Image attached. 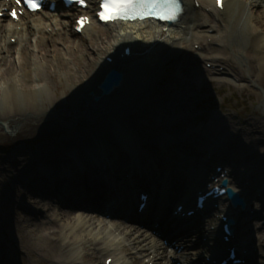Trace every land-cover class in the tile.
Here are the masks:
<instances>
[{
  "label": "bare ground",
  "instance_id": "1",
  "mask_svg": "<svg viewBox=\"0 0 264 264\" xmlns=\"http://www.w3.org/2000/svg\"><path fill=\"white\" fill-rule=\"evenodd\" d=\"M197 3H200L199 8ZM96 6L97 0H91L85 10L72 7L56 12L49 9L36 13L24 11L17 22L8 12V8L18 7L16 1L0 0V14H3L0 16V101L5 106L0 112V139L15 136L23 127L30 125L26 123V113L15 103L17 97L22 96L25 100L26 112L37 115L40 120H48L50 110L56 108L55 99L50 100L49 107L36 108L34 97L38 92L50 93L49 100L53 95L51 84L56 78L64 77L69 84L81 83L75 88L76 95L69 104L77 103L81 98L87 99L88 91L97 90L104 77L105 57L114 56L125 46L134 47L138 55L132 75L142 69L139 77L136 74L140 81L133 85L132 95L123 101L127 102L125 105L118 103L107 110L106 116L95 117L99 119L93 129L98 136L105 138L107 128H103L101 123L108 117L114 130L129 128L132 131L138 139L135 144L139 153L157 163V167L143 169L145 177L155 180L152 189H147L154 199L140 216L134 210L135 196L128 199L132 196V189L130 195L122 189L116 191L117 184L125 185L131 179H120L114 183V196L121 195L117 199L112 193H103V190H92L94 193H88L91 197L83 199L82 191L88 184L81 188V177L88 178L93 188L102 186L97 183L94 173H83L76 166L66 167L67 159L63 155L48 156L46 163L61 165L58 164L55 170L53 167L45 169L42 173L37 171L39 169L22 168L18 175L26 179L17 180V177L15 186L5 185L0 192V249L5 252L2 264H15L14 255L22 249H27L30 254L36 253V261L48 264H86L89 257H96L94 264H106L109 257L112 259L108 264H146L145 260L153 264H178V261L181 264H216L223 248L232 249L238 244L245 264H264V219L261 218L264 210L263 1L224 0L223 8H220L217 0H185V12L176 23H161L152 19L107 22L102 31L96 30L93 20L83 31L90 37L88 44L75 41L71 38L78 33V24L74 26L75 18L93 15ZM229 40H240L243 45L229 47ZM216 43L219 44L215 46ZM173 55H178V59L172 58ZM160 60L164 65H159ZM204 61L211 62V67L202 66ZM194 76L196 80L192 83L194 85L199 81V91L208 82L213 86L218 84L221 89L227 84L243 90L251 88L257 96L253 101L259 103L256 115L243 120L230 114L224 118L217 112L211 113L209 117L213 120L209 124L192 130L190 125L204 116L196 112L198 104L190 107L195 94L187 82ZM224 76L233 78L235 84L223 79ZM131 85L132 81L108 97L122 98L121 92ZM193 90L198 91L195 87ZM252 95H249L251 99ZM185 97L187 99L183 101ZM168 101L170 103L166 105ZM246 101L247 98L242 100L243 103ZM140 111L143 113L139 114ZM165 121L169 129L162 134L155 127L162 128L161 124ZM188 125L189 128L181 131V126ZM173 131H176V136L171 134ZM132 133L130 136H134ZM149 134L153 137L157 135V138L151 140ZM176 137L180 138L175 146L164 147L155 143V140L168 142ZM224 139L229 142H224ZM62 142L68 143L65 139ZM234 148L242 151L244 159L235 157ZM178 149L184 153L177 157H201L204 160L197 181L194 180L196 177L183 179L189 177V172L185 171L189 163L179 173L173 171L172 164L168 172L161 170L155 173L161 169L162 161L173 158L171 152ZM202 149L206 150L203 155L206 158L200 156ZM213 151L219 152L217 158L226 160L223 161L226 165L222 172L227 170L228 185L244 196L247 207L236 208L223 196L217 200L219 208L205 210L203 220L200 212L193 217L168 219L170 209L174 210L182 203V198L191 196L198 186L206 192L222 182V172H211L216 157L211 160L207 154ZM242 161L252 165V170L246 171L245 175L239 169ZM182 162L187 164L186 160ZM122 169L119 167L117 178H122ZM138 174L136 172L134 176ZM45 176L48 180L54 179L53 186ZM70 185L73 189L71 197H59L58 188ZM48 188L56 193L57 200L44 202L39 197V193ZM95 193L106 199L105 202L96 201ZM125 196L126 201H122ZM28 197L33 199L34 204H41L43 209L27 211L24 202ZM67 198L76 201L74 206L64 201ZM226 215L235 221L236 240H222V235H227L222 226L228 220L221 217ZM213 226L216 229H212ZM191 245L199 247L188 250ZM168 247L174 248L172 254L177 261L172 260ZM102 254H107L103 261L100 259ZM137 255H141L144 261Z\"/></svg>",
  "mask_w": 264,
  "mask_h": 264
},
{
  "label": "rangeland",
  "instance_id": "2",
  "mask_svg": "<svg viewBox=\"0 0 264 264\" xmlns=\"http://www.w3.org/2000/svg\"><path fill=\"white\" fill-rule=\"evenodd\" d=\"M197 7L198 8L200 7V3H197ZM9 16H10V13H9ZM76 19L77 18H75L74 26H76V23H77ZM17 22H18V20H17ZM95 28H96V30L104 31L106 27L104 24H98L97 22H95ZM71 38L77 42H84V44H88V42L90 41L89 35L85 34V33H81V34L75 33ZM225 43H227V42H225ZM218 44L216 43L215 46H217ZM227 44L229 47L231 46L233 48L243 45L242 41H240V40H229V43H227ZM195 47L197 48L198 45L196 44ZM163 58L165 60L167 57L166 58L163 57ZM172 58L177 60L178 55H173ZM167 60H169V58H167ZM159 65L160 66L164 65L163 60H160ZM201 65L211 67L212 63L204 61L201 63ZM158 71H159V69H158ZM179 73H180V70L177 71V74H179ZM194 78H195V76L193 77V79H191L190 82H187V86L195 94V97L193 99V103H192V105H190V107L193 106V104H198V108H197L196 112H198L199 114H204V116H203V118H198L195 122L192 123V125H190L192 130H197V129L199 130V129H201V127L203 125L209 124L210 121L213 120V119H211V117H209V115H212L211 113L217 112L220 115H222V117H224V118L228 114H230L236 118L242 117L243 120H246L249 117L256 115V111H257V107L259 106V103L256 100L253 101V99L257 96L255 93L252 92L251 88H247V89L243 90L241 87H237L235 85L227 84V85L223 86L221 89V87L218 84L213 86V84L208 82L207 86L204 87V89L202 91L201 90L199 91V89H198V91H195V90H193V87L196 88V85H195V83H194V85L192 83V81L195 82V80H196ZM222 78L225 79L226 81H229L230 84L232 82H233V84H235L234 79L231 77L224 76ZM80 84H81L80 82H77L76 84H69L67 82V80L64 79V77L63 78L58 77L54 80V83L51 84L52 85L51 86L52 87L51 92L53 93V95L51 98H49V100H47V99H48V96L50 93L46 94L45 91L38 92L37 96L34 97V99L36 100V101L34 100V102L37 103V104H35L36 108L42 109L45 106L49 107L50 100L55 99L56 108H55V110H50L51 114L50 113L48 114L49 115L48 120H44V118L42 120H40V118H38L37 115H33L30 112H26V110H25L26 103H25V100L23 99V97L20 96V97L16 98V100H15L16 105L18 106V108L21 111H24L26 113V116L28 119L26 123L30 124V125L23 127L20 130V132L18 134H16L15 136L13 134L10 137H5V138L0 139V192L4 189L5 185L15 186L17 184V181H16L17 177L19 178L17 180L26 179V177H24V176L20 177V175H18L19 170L22 168L25 169L27 167V170L32 169L33 171H36V169H39L37 171H41V173L43 170L48 169L50 167H53V170H55V168H58L57 166L59 163H57L56 165L53 162L52 163H46L45 158L48 156H58V150H57L56 143L59 144V138H65L66 137L65 134H68L67 128L70 125H71V128H75V125L80 124L83 120H90V121H92L93 119L96 120L94 118L95 116L91 117V118L89 117V114H87L88 109L86 107H84V104L79 107V110H76V112L71 113L72 109L75 107H73L72 105L68 106V104H69V102H71L74 99V97L76 95V89L75 88L78 87ZM72 86L74 88H72ZM199 86L200 85H198V87ZM174 87H176V85H174ZM250 94H253L252 99L249 97ZM154 95L155 94H153V96ZM245 98H247L248 101L243 103L242 100ZM112 102H115V101H112ZM168 103H170V102L168 101L166 103V105ZM4 107H5L4 104L0 101V112L4 110ZM164 108L166 110L168 109V107H165V106H164ZM170 108H171V106H170ZM158 112H160V110H158ZM138 113L141 114L143 112L140 111ZM152 114H154V113L152 112ZM164 114H167V113H164ZM242 118H240V119H242ZM104 121H107V119H105ZM139 121H140V119H139ZM142 121L144 122V119H142ZM103 123H104V125H108L107 122H103ZM166 123H167V121H165L164 123L161 124L162 128H158L157 126L155 128H157L158 131H160L162 134H165L169 129L165 126ZM181 128H182L181 131H185V129L189 128V125L188 126H181ZM147 129H148V127L145 130H147ZM64 131H66V133ZM79 131H80V129L75 130V132H79ZM179 131H180V129H179ZM175 132L176 131H173L171 134L176 136ZM161 133H160V135H161ZM64 135H65V137H63ZM148 137H151V140H154L155 138H157V135L153 137L149 134ZM155 141H156L155 143H157L159 145L163 144V143H167V141H163V142H161L159 140H155ZM223 141L229 142V140H227V139H224ZM208 145H210V144H208ZM208 145H207V147H209ZM202 147H205V145H202ZM176 148H178V146H176ZM205 151L206 150L202 149L200 151V156L206 158L205 156H203V155H205L204 154ZM234 151L235 152H233V154H235V157L239 156V157L244 158L241 150L234 148ZM160 152H158V153H160ZM171 153L174 154V157L173 158H171V157L166 158V159H164V161L168 162L170 164H176V165L179 164V162L181 161L182 158L177 157V156L180 153L183 154L184 152L181 151L180 149H178V151L173 150ZM208 156H212L210 152H208L207 157ZM128 159L129 158L127 157L124 160L128 161ZM19 161L22 162L21 165L18 164ZM60 161H61V159H58V162H60ZM56 162H57V160H56ZM217 166H219V165H217L215 163L213 164V166L211 165V172H214L216 170ZM224 169H225V167H224ZM239 169H240V171H242V175H245L248 173V171L252 170V165L249 163H245V164L241 163L239 166ZM177 170H178V168L173 169L174 172H176ZM243 170H245V172H243ZM158 171H161V170L157 169V171L155 173H157ZM246 171H247V173H246ZM25 172H24V174H26ZM179 172L180 171L178 170L177 173H179ZM159 173H162V172H159ZM134 174H135V170H132L131 168H126L122 172V176H121L122 178H116L115 181L118 182V181H121L122 179H128ZM45 178H47V177L45 176ZM81 178H82V180H81L82 185L80 184L81 188L83 187V185L85 186L86 183L88 184V187L86 188V190L82 191L83 199L86 197H91L88 195V193L91 195V192H93V191L100 192V190H101L100 185L98 187L99 189L93 188L92 185H90V181L88 180V178H84V177H81ZM47 181H49L50 185L53 184L52 182H55L54 179H51V178H50V180H48V178H47ZM260 185H261V183H260ZM76 191H78V190L76 189ZM71 193H73V189H72L71 185L69 187H66V186L62 187L61 186L57 190V194L59 195V197H62V198H64V195H68L71 197ZM55 194L56 193L52 192L51 188L50 189L48 188V189H43L39 193V195H40L39 197L43 198L44 202L45 201L52 202V201L57 200V197H55L56 196ZM95 195L97 196L96 193H95ZM137 195H139V194H137ZM0 196H1V194H0ZM33 196L37 197V194H33ZM92 198H94V196ZM138 198H139L138 196L135 197V204L133 205L134 210H137V206L139 203ZM192 198H191V200H192ZM36 199H39V198H36ZM153 199H154L153 195H150L149 205L153 201ZM95 200L100 201V202H105L106 199H103L101 196H97ZM64 201L69 203V204H72L73 206H74V203H76V201H74L73 198H70V199L67 198ZM24 204L26 205V207H28L27 211H29V209H32V211L43 209V208H41L42 207L41 204H34V201H33V199H31V197H28L26 199V201L24 202ZM18 205L23 206L21 203H19ZM0 207H1V197H0ZM170 208H172V205ZM23 209H25V208H23ZM172 212H173V210L170 209V214H169L170 216H168V219L171 217ZM261 214H262L261 218L264 219V210L261 212ZM204 226H206V225H204ZM6 242H8L7 239H6ZM198 247H199V245H191L190 249H188V250H193V249L198 248ZM168 250H170L172 260H176L175 256L172 254L174 248L168 247ZM0 251H2V248L0 249ZM121 254L125 255L124 252H121ZM106 255L107 254L100 255L101 261L104 260V257ZM14 256L16 259L15 264H48V263H46V261H40V260L36 261L35 258L38 257L36 255V253L30 254L27 251V249H22V251H20V253L17 252V254ZM137 256L139 259L144 261V258L141 255H137ZM95 258L96 257H89L85 261V263L86 264H94ZM128 261L131 262L130 260H128ZM145 262H146V264H153V262H148L147 260H145ZM177 263H181V262L178 261ZM155 264H157V263H155Z\"/></svg>",
  "mask_w": 264,
  "mask_h": 264
},
{
  "label": "water",
  "instance_id": "3",
  "mask_svg": "<svg viewBox=\"0 0 264 264\" xmlns=\"http://www.w3.org/2000/svg\"><path fill=\"white\" fill-rule=\"evenodd\" d=\"M137 55L138 53L134 49V47L125 46L119 52L115 53L114 56L112 55L105 57L106 62L103 68L104 77L101 79V82L97 86V90H89V97L87 99L81 98L77 103L68 104V106L72 105L73 107H75L72 109L71 113L79 110V107L84 104V107L88 109L87 114H89V117L91 118L94 116L96 117L97 115H105L109 108L116 107L118 103H121V105H125L127 102L125 103L123 101L128 99V97L132 95L130 93H133L134 91L135 86L133 85L136 84L137 81H140L137 77H139V75L143 72V70L141 69L139 72L136 71V73L134 71L132 75V67L134 66L133 64ZM131 75L133 76L132 80ZM131 81L132 85L128 88V90L121 92L122 98L115 96L108 97L121 88H125V86ZM197 83L195 85L196 89L198 90L200 87H198V85L200 84L199 81H197ZM186 99L187 97H185V100L183 101H186ZM100 102L101 104H99ZM95 119L98 120L99 118ZM106 119L107 121H103L107 122L108 125H104L103 122L101 123L103 128H107V136H105V138H101V136H98L94 131L93 126L98 125L97 121L94 119V121L83 120L80 124L75 125V128H71L70 125L67 128L68 134H65L66 137L64 135L63 137L65 138H59L60 145L56 143L58 155H63L65 159H67V161H65V163H67L66 167L73 168L76 166L78 167L77 169H81L80 171H82L83 173L85 171H91L92 173H94L97 179V183L102 185L101 190H103V193L109 192L114 196V192L122 189L126 191L128 195H130V190L132 189V196L128 197V199L131 200V198L133 196L136 197L139 192L146 193L147 189H152L153 185H155V180H152L151 178L145 177L143 175V169H145L147 166H152V168L157 167V163H155V160L149 158L147 155L139 153L136 146V144L138 143V139L135 137L132 131H130L129 128H122V130L120 131H118L117 129L114 130L112 126H110L109 118L106 117ZM0 122L2 123V121ZM76 129H80V131L75 132ZM64 132L66 133V131ZM131 133L134 136H130ZM179 138L180 137H176L175 139H171L169 142L160 145L165 147L169 145L171 146L173 144L175 146V142ZM64 139L67 140L68 143L63 144L62 141ZM213 152H215L214 157H216V154L219 153L217 151ZM127 157L129 159L128 161H125L124 159ZM227 158L229 157H226V159ZM238 159L242 160L244 158L239 157ZM183 160H186L187 164H182ZM182 161H180L177 165H172L174 166V168H178V170L181 171L182 168L185 170V165L187 166L189 163V165L187 166V170H185L186 172H189H187L189 177H184L183 179L186 180L188 178L190 179L191 177H196V179L194 180L197 181V177H199L198 174L200 172L199 170L204 160L201 157H188V159L185 158L182 159ZM215 161V164L220 163V167L223 168L225 165L223 161L226 160H224L223 157L221 159L218 156V158L216 157ZM245 163H248V161H242V164ZM59 165H61V163ZM170 165V163L163 160L160 170L167 171ZM119 167H123L122 170L131 168L132 170H135V173L139 172V174L137 176L132 175L130 178H128L131 179V181H129L132 183L131 186H129V182H126L125 185H121L119 183L117 184L116 191L113 192L112 186L117 182L115 180L117 178ZM223 185L227 186L226 179L223 181ZM197 189H199V186L197 187ZM120 196L121 195L117 194L116 196H114V198L117 199ZM226 196L234 207H241L242 209H245L246 200L238 190H235L233 187L228 186ZM126 198L127 197L125 196L122 201H126ZM234 222V219L231 218L230 223L234 224ZM4 253L5 252L0 251V264H2L3 262L1 258L3 257Z\"/></svg>",
  "mask_w": 264,
  "mask_h": 264
},
{
  "label": "snow or ice",
  "instance_id": "4",
  "mask_svg": "<svg viewBox=\"0 0 264 264\" xmlns=\"http://www.w3.org/2000/svg\"><path fill=\"white\" fill-rule=\"evenodd\" d=\"M16 2L19 3L20 0ZM77 2L84 4L85 0H77ZM217 2L219 3V0ZM25 3L33 11L39 7L36 0H25ZM100 7L102 11L98 15L104 21L145 19L147 17L174 20L180 11L179 0H102ZM11 15L16 18V11L13 10ZM84 20L85 18H81L78 23L83 24Z\"/></svg>",
  "mask_w": 264,
  "mask_h": 264
}]
</instances>
